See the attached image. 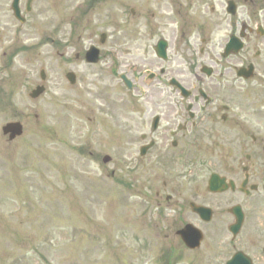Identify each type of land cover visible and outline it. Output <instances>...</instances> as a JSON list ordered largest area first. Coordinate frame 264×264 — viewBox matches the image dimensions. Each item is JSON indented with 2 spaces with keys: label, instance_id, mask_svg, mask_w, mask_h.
<instances>
[{
  "label": "rangeland",
  "instance_id": "obj_1",
  "mask_svg": "<svg viewBox=\"0 0 264 264\" xmlns=\"http://www.w3.org/2000/svg\"><path fill=\"white\" fill-rule=\"evenodd\" d=\"M82 1L34 0L28 14L24 0L23 26L12 0L0 1V84L8 79L10 92L9 105L0 102V264H162L165 214L156 196L165 152L160 145L142 162L139 148L164 104L165 63L153 51L165 38L164 0L121 1L147 15L135 21L129 13L116 19L120 0H105L77 22ZM91 44L102 52L97 66L82 57ZM120 45L123 61L137 68L132 91L111 75L127 71L112 53ZM42 69L47 91L33 103L28 94ZM147 70L160 80L147 81ZM13 121L25 132L9 143L2 127Z\"/></svg>",
  "mask_w": 264,
  "mask_h": 264
},
{
  "label": "flooded vegetation",
  "instance_id": "obj_2",
  "mask_svg": "<svg viewBox=\"0 0 264 264\" xmlns=\"http://www.w3.org/2000/svg\"><path fill=\"white\" fill-rule=\"evenodd\" d=\"M104 1L84 0L73 18L87 20ZM121 1L114 6L116 19L147 16ZM162 5L164 104L154 111L139 148L142 162L161 146L165 152V181L156 196L165 214L162 259L264 264V0ZM112 53L117 65L125 58L121 45ZM121 65L127 71L111 75L131 81L128 60ZM1 92L8 95L7 85Z\"/></svg>",
  "mask_w": 264,
  "mask_h": 264
},
{
  "label": "water",
  "instance_id": "obj_3",
  "mask_svg": "<svg viewBox=\"0 0 264 264\" xmlns=\"http://www.w3.org/2000/svg\"><path fill=\"white\" fill-rule=\"evenodd\" d=\"M18 1L19 0H14L13 9L15 11V15L19 19ZM95 59H96V57L93 58V60H95ZM42 78L43 79L45 78L43 73H42ZM71 78L73 79V77H71ZM72 79H71V82L73 83ZM43 91H44L43 88H38L34 92V97L39 96ZM3 133H4V135L10 134V140L12 141L15 138H17V137L22 135V126L19 123L8 124L6 127L3 128Z\"/></svg>",
  "mask_w": 264,
  "mask_h": 264
}]
</instances>
